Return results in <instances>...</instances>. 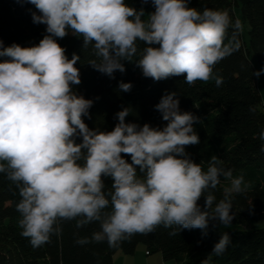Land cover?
<instances>
[{"label":"clouds","instance_id":"clouds-1","mask_svg":"<svg viewBox=\"0 0 264 264\" xmlns=\"http://www.w3.org/2000/svg\"><path fill=\"white\" fill-rule=\"evenodd\" d=\"M26 2L35 6L39 15L32 13L33 22L45 24L47 35L31 47H4L0 41V57H7L0 62V172L19 186L21 235L38 247L60 231L54 227L58 219L82 217L77 227L100 221L101 231L92 240L107 239L115 246L160 225L179 230H206L210 220L230 225L235 218L230 197L245 190L244 177L233 178L215 156L207 171L189 157L186 146L200 142L193 127L200 118L181 112L176 92L166 93L155 106L167 122L163 128L126 122L132 110L124 108L111 131L90 129L84 117L90 118L94 101L72 87L81 83L80 56L73 53L69 59L56 40L69 30L82 37L83 48L91 44L100 60L89 64L112 79L116 71H126L123 61H134L140 41L146 46L135 63L144 77L160 81L186 74L185 82L193 85L211 79L215 64L233 51L224 44L228 12H201L189 7V0H151L154 11L145 20L144 9L125 0ZM221 83L217 77V86ZM118 87L129 92L133 85L121 81ZM221 175L231 184L213 208L210 190L220 184ZM105 178L112 180L107 194ZM202 196L203 210L198 204ZM109 204L111 212H104ZM230 239L228 233L221 235L211 254H222ZM211 254L201 264H209Z\"/></svg>","mask_w":264,"mask_h":264},{"label":"trees","instance_id":"trees-1","mask_svg":"<svg viewBox=\"0 0 264 264\" xmlns=\"http://www.w3.org/2000/svg\"><path fill=\"white\" fill-rule=\"evenodd\" d=\"M125 3L137 10L143 8L145 20L154 11L151 0L147 4L142 0H125ZM189 7L201 12L204 8L226 10L230 18L224 44L233 51L215 64L212 78L207 82L197 80L189 85L185 82L186 74L160 81L144 77L135 63L146 46L140 41L134 61H123L126 71H116L112 79L89 64L100 60L91 44L83 48L82 37L69 30L67 36L56 40L66 49L69 59L73 53L80 56L76 67L80 70L81 83L72 87L78 95L94 101L89 109L90 118L84 117L90 129L111 131L118 123L116 113L124 108L132 110L126 122L163 128L167 122L155 106L163 95L176 92L181 112H191L200 118L193 125L200 142L186 146L189 157L207 171L215 156L221 161L218 166L231 170L233 178L244 177L245 190L230 197L235 216L232 223L223 225L210 220L206 230H179L176 225H160L150 233H136L109 246L107 239L92 240L93 234L101 231L100 221L77 227L82 217L58 219L54 227L60 231H54L48 242L34 247L29 238L21 235V214L17 211L22 199L19 186L6 172H0V264H112L116 252L131 255L140 244L148 254L159 253L166 262L201 264L224 233L230 235V243L222 254H211L209 264H264V226L244 227L245 223L264 220V140L260 139L264 131V72L259 77L253 74L264 69V0H189ZM33 12L39 15L26 0H0V41L4 47L13 43L35 46L47 35L45 24L33 22ZM243 30L248 34V42L242 40ZM5 59L0 57V62ZM217 77L222 79L219 86ZM121 81L131 82V91H120ZM124 158L131 163L130 156ZM111 184V178H105L106 194L112 190ZM230 184L221 175L220 184L210 190L215 197L213 208L224 199V189ZM198 204L203 210V196ZM104 212H111V204ZM84 238L89 242L77 243Z\"/></svg>","mask_w":264,"mask_h":264},{"label":"crops","instance_id":"crops-1","mask_svg":"<svg viewBox=\"0 0 264 264\" xmlns=\"http://www.w3.org/2000/svg\"><path fill=\"white\" fill-rule=\"evenodd\" d=\"M112 264H175L166 262L159 253L148 254L143 245H138L133 254L116 252Z\"/></svg>","mask_w":264,"mask_h":264},{"label":"rangeland","instance_id":"rangeland-1","mask_svg":"<svg viewBox=\"0 0 264 264\" xmlns=\"http://www.w3.org/2000/svg\"><path fill=\"white\" fill-rule=\"evenodd\" d=\"M241 36H242L243 41L248 42V34L246 33L245 30L242 31ZM263 226H264V220L244 224V227H246V228H261Z\"/></svg>","mask_w":264,"mask_h":264}]
</instances>
